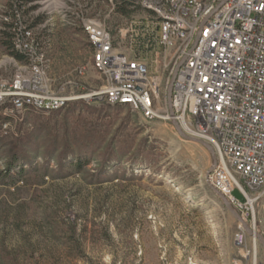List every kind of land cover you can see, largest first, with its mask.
Segmentation results:
<instances>
[{"label":"rangeland","instance_id":"374dc122","mask_svg":"<svg viewBox=\"0 0 264 264\" xmlns=\"http://www.w3.org/2000/svg\"><path fill=\"white\" fill-rule=\"evenodd\" d=\"M136 1L126 16L115 0H0V79L17 71L3 43L26 29L45 54L52 89L100 90L82 19L101 21L114 48L133 54L128 31L134 42L155 21ZM14 154L24 163L20 177L18 168L6 171ZM74 155L90 160L81 172ZM212 166L211 152L173 122L127 107L79 100L11 119L0 108V264H246L234 241L239 229L263 264L264 194L244 214L232 206L239 220L210 188Z\"/></svg>","mask_w":264,"mask_h":264},{"label":"built area","instance_id":"2783aa9c","mask_svg":"<svg viewBox=\"0 0 264 264\" xmlns=\"http://www.w3.org/2000/svg\"><path fill=\"white\" fill-rule=\"evenodd\" d=\"M136 4L154 14L151 31L158 28L161 51L152 61L136 59L130 50L118 52L111 31L101 21L83 18L93 47V68L104 81L100 90L86 96L52 89L45 54L29 30L19 31L14 47L28 62L14 60L15 75L0 79L5 118L11 119L15 112H57L85 100L127 107L149 121L175 120L186 135L213 147L217 166L208 181L244 214L264 194V0H137ZM133 31H128L132 45ZM173 77L171 99L163 107V89ZM235 191L244 200L236 198ZM246 240V232L239 229L234 241L243 261L258 264L257 249L246 246Z\"/></svg>","mask_w":264,"mask_h":264},{"label":"trees","instance_id":"16d2710c","mask_svg":"<svg viewBox=\"0 0 264 264\" xmlns=\"http://www.w3.org/2000/svg\"><path fill=\"white\" fill-rule=\"evenodd\" d=\"M115 1L119 6V8L117 9L118 12L126 16L130 15V11L128 10V7H130V5L132 6L130 0H121L122 1L121 4H119L120 0H115ZM20 8H22V6H19L18 9ZM14 18H17L16 14L14 15ZM9 27H12V25H10ZM11 35H12V40L3 43V45L5 46L6 53L13 56L18 62L27 63L28 62L27 58L23 54L15 50L14 34ZM158 37H159L158 28H156L154 31H150L146 26H141L133 42L134 58L153 60L155 53L161 51L162 49L156 42ZM71 153L73 155V152ZM89 161L90 160L84 156L76 157L74 155V160L72 161L71 166L75 168L78 172H81L83 167L89 164ZM6 164H7L6 171L8 174L12 173L17 168H18L17 170L19 177L22 176V174L25 172L23 167L24 163H20L17 154L10 156Z\"/></svg>","mask_w":264,"mask_h":264},{"label":"water","instance_id":"95a60500","mask_svg":"<svg viewBox=\"0 0 264 264\" xmlns=\"http://www.w3.org/2000/svg\"><path fill=\"white\" fill-rule=\"evenodd\" d=\"M182 65V64H181ZM174 82H175V77H173V79L171 80V83L169 85V91H168V100L170 102V99H171V95H172V90H173V86H174ZM170 114L171 116H174V112L172 110V108L170 107ZM177 132L184 138L186 139H189V140H192V141H195V142H198L200 144H202L203 146H205L212 154V163H213V166L212 168L209 170L208 174H207V180L209 179L211 173L213 172V170L216 168L217 166V157H216V154H215V151L213 149V147L206 143V142H203L201 140H197V139H194V138H191L190 136L186 135L183 130L181 129L180 125L175 121L173 120L172 121ZM209 183V181H208ZM210 188L216 193V195L222 200L223 204L230 210V212L236 216L239 220H241L240 216L234 211V209L232 208L230 202L227 200V198L225 196H223L219 191H217L210 183ZM246 230L249 232V233H252V230H250L245 224H244ZM260 240H262L260 237H259ZM264 264V263H263Z\"/></svg>","mask_w":264,"mask_h":264}]
</instances>
